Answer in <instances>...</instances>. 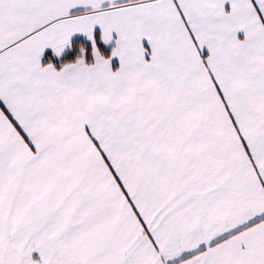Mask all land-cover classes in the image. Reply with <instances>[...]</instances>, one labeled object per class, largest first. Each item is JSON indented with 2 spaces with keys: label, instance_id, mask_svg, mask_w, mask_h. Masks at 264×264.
<instances>
[{
  "label": "snow or ice",
  "instance_id": "6c2138e0",
  "mask_svg": "<svg viewBox=\"0 0 264 264\" xmlns=\"http://www.w3.org/2000/svg\"><path fill=\"white\" fill-rule=\"evenodd\" d=\"M0 264H264V0H0Z\"/></svg>",
  "mask_w": 264,
  "mask_h": 264
}]
</instances>
